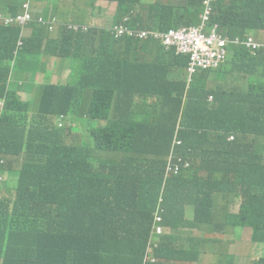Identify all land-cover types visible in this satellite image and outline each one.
Wrapping results in <instances>:
<instances>
[{
    "label": "trees",
    "instance_id": "16d2710c",
    "mask_svg": "<svg viewBox=\"0 0 264 264\" xmlns=\"http://www.w3.org/2000/svg\"><path fill=\"white\" fill-rule=\"evenodd\" d=\"M60 1L0 0V13L30 15L0 26V173L18 176L0 183V264H144L149 248L157 262L148 264H210L211 253L213 264H235L244 231L264 244V51L230 47L245 88L214 68L188 86L190 55L151 35L116 39L94 23L93 6L107 2L115 25L152 34L199 26L203 0H79L84 11L71 19ZM211 5L231 40L264 30V0ZM40 57L72 58V77L45 81ZM247 60L258 61L254 77ZM217 197L236 206H221L225 217H214Z\"/></svg>",
    "mask_w": 264,
    "mask_h": 264
},
{
    "label": "built area",
    "instance_id": "2783aa9c",
    "mask_svg": "<svg viewBox=\"0 0 264 264\" xmlns=\"http://www.w3.org/2000/svg\"><path fill=\"white\" fill-rule=\"evenodd\" d=\"M211 1L212 0H206L204 2V6H206L207 8L204 11V20L202 21L200 26L172 29L166 33L152 31V34L148 33V31H136L133 29H129L124 25H115L109 30L111 34H115L116 39L136 38L139 40L148 41L149 35H151V38L153 39L152 41H161L165 50L173 47H178L179 52L191 53V63L188 67V70L190 72H193L196 69L207 71L210 68L219 67L226 60L228 51L227 47L232 44H244L245 46H247L248 48H252L253 50H256L260 47L254 42L251 37H247L245 40H241L240 38L230 40L220 32L218 25H215L212 28V26L208 24L213 14ZM29 18V14L19 15L16 17L11 16L6 18L0 16V24L3 23L9 26L14 21L18 20L20 23H23L29 20ZM42 21L43 19L40 18L39 22ZM74 28L78 30L79 27L77 26ZM83 30L86 31L87 28H84ZM170 170L171 166L169 165L167 172H169ZM162 220L163 217L160 213L157 212L155 214V222L160 223ZM163 233L164 228L158 227L155 236H160ZM153 246L154 248H157L158 244L155 243ZM147 255L148 257L145 258L144 264L157 262L152 248H149L147 250Z\"/></svg>",
    "mask_w": 264,
    "mask_h": 264
},
{
    "label": "crops",
    "instance_id": "0c3cea01",
    "mask_svg": "<svg viewBox=\"0 0 264 264\" xmlns=\"http://www.w3.org/2000/svg\"><path fill=\"white\" fill-rule=\"evenodd\" d=\"M64 9L66 10L67 13H69L68 18L71 19L73 17H80V12L84 11V7H82L81 5H78L76 11L71 12L68 7H64ZM93 11H94V23H97L99 25H101L103 28L108 29L109 27L111 28L113 25H115V18H114V10L113 8L104 1H98L94 6H93ZM57 12H60L59 10ZM98 12V13H97ZM62 21L65 22H69L70 20H66V19H60ZM87 28H89V31L91 30V27L86 26ZM89 31L86 33L88 34L86 37L90 38L91 34L89 33ZM52 37H56L57 33H53L50 32ZM96 37H100V34L98 32H96V35H94ZM264 45V43H261ZM103 51V50H102ZM101 51V52H102ZM100 52V53H101ZM99 53V54H100ZM232 56H239V54H233ZM62 59V60H61ZM63 58H52V59H48L45 58L42 61V58L40 57L36 63H37V69H42V68H46L48 70V72L50 71L51 75H52V81H68L72 75H73V67H74V63H73V59L72 58H68L65 59L63 62ZM236 60H231L228 61L227 64L225 65V67L219 71V77L221 79H223V81H226V79H230V77L232 75H234L233 73L235 72V70L240 69V63L234 62ZM249 62V66L247 69H249L252 73V77H254L256 70L258 68V61L256 60H247ZM62 64V65H61ZM77 67L78 68H82L83 65L80 61H76ZM48 74V73H47ZM219 77L216 78L215 80L217 81V84L220 82L219 81ZM47 75L45 76V81H46ZM30 81H37V78L32 77V79ZM245 81H247L246 79H243L241 77H238L236 81H234L235 86H243V88H245ZM165 85H162V90L164 89ZM35 91H36V87H35ZM261 92H263L260 89ZM19 95L25 100L27 99V93L25 91H19ZM160 98L163 99V96L160 95ZM198 184V183H197ZM220 202H222L224 205H227L229 207H236L234 204H227V202H225L221 197H217L216 201H215V206L218 205ZM214 211V209H213ZM176 236L178 237L179 235L176 234ZM248 238H251L248 236ZM247 240V239H246ZM246 240L244 241V243L246 242ZM243 243V245H244ZM176 246H184L185 247V243L183 241H181L180 239H178L175 242ZM220 248V245L217 244L215 247H212L211 251H215L218 250ZM242 251L243 248L241 249V251L239 252V256L242 258ZM205 259H207V256H205L204 258V263H205ZM178 260V259H176ZM180 261V260H178ZM185 262V261H184ZM238 264H240V261L237 262ZM192 264V263H190ZM193 264H198L197 262L193 263ZM210 264H213V258H212V253L210 254ZM236 264V263H235Z\"/></svg>",
    "mask_w": 264,
    "mask_h": 264
},
{
    "label": "rangeland",
    "instance_id": "374dc122",
    "mask_svg": "<svg viewBox=\"0 0 264 264\" xmlns=\"http://www.w3.org/2000/svg\"><path fill=\"white\" fill-rule=\"evenodd\" d=\"M145 1V0H144ZM151 1H154V0H151ZM145 2H147V1H145ZM83 2H81V1H79V0H61L58 4H57V7H58V9L59 10H62L64 7H68V9L71 11V12H74V11H76V9H77V7H78V5H80V4H82ZM31 4H34V2H32ZM29 4H28V2L25 4V8L26 9H29V6H28ZM34 6H36V7H44V6H46V2H42V1H40V2H38V3H35L34 4ZM28 7V8H27ZM51 8H52V6H50ZM25 9V10H26ZM61 12H63V16H69L68 14H67V12H66V10L65 9H63ZM98 13V12H97ZM206 13V12H205ZM204 16H205V14H203V15H201V17L203 18V20H204ZM110 28V27H109ZM86 32H88V30L86 31ZM252 36L255 38V40L257 41V42H259V43H264V30H255L254 31V34H252ZM62 60V59H61ZM63 61H64V59H63ZM62 61V62H63ZM62 65V64H61ZM185 73V72H184ZM234 75H232L231 77H230V80L229 81H235L238 77H241V78H243V79H247L248 78V75H244V74H242V73H240L239 71H237L236 73H233ZM46 81L47 82H50V81H52V75H51V73H50V71L48 72V74H47V78H46ZM56 82V81H55ZM63 83H65L66 81H62ZM222 81H220L218 84H220ZM1 107H2V103H0V109H1ZM218 133V130H214L213 131V134H217ZM74 136L76 137V138H83V139H87L86 138V133H78V134H74ZM228 139L229 140H232L233 139V135H229L228 136ZM209 140L211 141L212 139L211 138H209ZM7 179V176H4V175H1L0 174V181H3V182H0V183H5V180ZM13 181L14 182H16L17 183V181H18V176H15V178L13 179ZM2 196L4 197V198H8V199H13L14 198V195L13 194H9L8 192H6V191H4L3 192V194H2ZM224 204L222 203V202H220L218 205H216V206H214V211H213V214H214V217L215 218H217V217H225L224 216V213L223 212H221L220 211V209H221V206H223ZM229 215H237V214H239V212L238 211H236V210H231V211H229V213H228ZM228 215V216H229ZM189 216H191L190 215V213H189ZM219 220H222V218H218ZM244 234H245V236H244V241L246 240V239H248V236L249 237H251V233L249 232V231H244ZM243 254V253H242ZM244 254H245V258H244V260H243V264H251L252 262H254V261H256L257 259H259V258H261V257H264V247H262V246H256V245H253V244H251L250 242H247V244L245 245V247H244ZM146 257H148V255L147 256H145V258ZM167 264H187V262H184V260H180V261H178V260H175V261H173V262H168ZM200 264H204V258L203 257H201V261H200ZM236 264H238V263H236Z\"/></svg>",
    "mask_w": 264,
    "mask_h": 264
},
{
    "label": "clouds",
    "instance_id": "9594fccd",
    "mask_svg": "<svg viewBox=\"0 0 264 264\" xmlns=\"http://www.w3.org/2000/svg\"><path fill=\"white\" fill-rule=\"evenodd\" d=\"M206 0H203V3L205 2ZM204 14V13H203ZM202 14V15H203ZM214 14H215V11L213 10V14H212V16H211V19H210V21L208 22V24H210L211 26H212V28L215 26V25H218L217 23H212V18H213V16H214ZM0 16L1 17H3V18H6V17H11L10 16V14L8 13V14H3V13H0ZM201 19H202V21H203V18L201 17ZM201 25V24H200ZM199 25V26H200ZM0 26H4V27H7V25H5V24H0ZM113 26H115V25H113ZM112 26V27H113ZM219 26V25H218ZM194 27V26H193ZM84 29V28H83ZM87 30L89 31V29L87 28ZM86 30V31H87ZM219 30H220V26H219ZM85 30H82L81 32L82 33H84V34H86L87 32H86ZM220 32H221V30H220ZM222 33V32H221ZM223 34V33H222ZM254 34V33H253ZM224 35V34H223ZM225 36V35H224ZM227 37V36H226ZM247 37H251L253 40H254V42L257 44V45H259L260 47L258 48V49H256V50H253L252 48H248L247 46H245L244 44L243 45H236V46H242V47H244L252 56H256L257 55V53L259 52V51H264V45L263 44H261V43H259V42H257L256 40H255V38L252 36V35H247L246 36V38ZM229 38V37H228ZM245 38V39H246ZM230 39V38H229ZM244 39V40H245ZM231 40V39H230ZM235 40V39H234ZM232 45H234V44H232ZM232 45H230V46H228L227 47V56H226V60L219 66V67H217V68H214V70H216L217 72H219V71H221L224 67H225V65L227 64V62L228 61H231V57H230V47L232 46ZM173 49H175L176 50V54L177 55H179V54H181V53H183V54H186V55H190L191 53H184V52H179V49H178V47H173V48H170V49H168V50H165V51H167V52H169V51H171V50H173ZM191 56V55H190ZM209 70V69H208ZM207 70V71H208ZM236 71L237 70H235V72L234 73H236ZM204 72H206V71H204V70H201V69H196L195 71H193V72H190L189 70H188V68H187V70L185 71V73L183 74V78L185 79V81H183V82H186L187 83V85L189 86L193 81H194V79H195V77L196 76H198V75H200V74H202V73H204ZM216 78H211L210 80H207V84H208V87H210V86H215V85H217V81L215 80ZM20 98H22L20 95H18ZM23 99V98H22ZM209 102H213L214 101V96L213 95H210L209 96ZM0 103H2V107H1V109L3 108V106H4V102L2 101V100H0ZM0 109V110H1ZM61 118H63V116L61 117ZM61 118H59L58 119V125H59V127H62V123H61ZM235 139V137H233V139L232 140H230V141H233ZM1 175H4V176H7V179L5 180V182L8 180V179H14L15 178V176L16 175H11V174H2V173H0ZM0 182H3V181H0ZM7 192V191H6ZM157 237V236H156ZM247 242H250L251 244H253V245H256V246H262V247H264V244H260V243H256V242H254V240L252 239V238H248L247 240H246V242L244 243V245H243V251H242V258H241V260H240V264H243V260H244V258H245V254H244V247H245V245L247 244ZM155 244V243H154ZM153 244V245H154ZM264 257H261V258H259V259H257L256 261H254V262H252L251 264H254V263H256V262H258L259 260H261V259H263Z\"/></svg>",
    "mask_w": 264,
    "mask_h": 264
}]
</instances>
